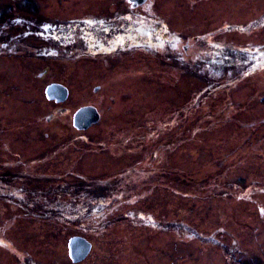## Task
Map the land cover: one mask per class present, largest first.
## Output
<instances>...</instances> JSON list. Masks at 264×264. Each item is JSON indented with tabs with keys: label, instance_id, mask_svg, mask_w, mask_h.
Segmentation results:
<instances>
[{
	"label": "rangeland",
	"instance_id": "rangeland-1",
	"mask_svg": "<svg viewBox=\"0 0 264 264\" xmlns=\"http://www.w3.org/2000/svg\"><path fill=\"white\" fill-rule=\"evenodd\" d=\"M123 5L166 23L187 61L163 64L139 50L42 59L2 49L0 162L20 159L15 166L33 175L156 172L131 180L87 224L34 209L36 196L0 197V264H264V55L244 63L245 78L217 88L207 77L215 71L187 72L200 34L264 48V0H147L134 9L128 0H0V21L32 9L109 15ZM52 81L68 89L60 103L45 95ZM85 104L101 119L78 131L72 114ZM57 105L66 112L48 119ZM77 234L92 252L74 262L68 241Z\"/></svg>",
	"mask_w": 264,
	"mask_h": 264
},
{
	"label": "trees",
	"instance_id": "trees-1",
	"mask_svg": "<svg viewBox=\"0 0 264 264\" xmlns=\"http://www.w3.org/2000/svg\"><path fill=\"white\" fill-rule=\"evenodd\" d=\"M28 13L36 15V19L38 18L37 20L39 21L48 19L46 17L40 16L37 12V9H32V11ZM8 18V21L6 19L0 21V48H2L4 45L2 43L8 41L9 45L19 50H30L29 48L23 47L22 45H19L18 42H16V39L18 37L25 36V32L21 33L20 36H13L12 34L9 35V32L4 29L5 25L16 21H25L26 17H22L20 15V17L18 16V18H16L13 15L9 16ZM56 23L57 25H60L59 22ZM53 26L55 27V25ZM53 26L51 28L54 29ZM57 27L58 26H56V28ZM77 27L78 29L76 30V32H73V37L80 39V41L78 42L80 43V46H82V49L88 47L95 37L99 38L98 34H103L102 31H99V33L97 31L96 36H94V28L89 26L88 23L77 25ZM136 28L138 35L137 37L140 38L139 40L143 49L145 48L146 51L153 56L156 55L160 57L163 64L176 63L178 65L179 63H185L187 61L183 56V49H181V46L178 45V34L175 40L173 38L174 35L166 29L165 23L157 21L155 19L152 20L150 18L143 17V20L140 23H137ZM128 32L131 33L130 28L128 29ZM59 33L60 31L57 30L54 36L53 31L50 34L49 38L52 41H57V35ZM126 34L127 33H125L124 35ZM112 35V37H114L115 32H113ZM211 39L209 40V38L205 34H200L198 37H195L194 41H196L197 44V52L196 54H194L193 59L188 61L192 63V65L189 66L190 68H188L189 70L187 72L190 71L194 75L207 76L212 71H215L214 73H212V75L207 76L208 79L213 82V84L210 85H213L214 88L223 85L225 80L229 78L232 81L245 78V76H247V73L246 71H242L245 62L252 61L256 63L258 62V60H263L262 55H264V48H259L258 51L256 48L240 49L235 45L226 44L223 42L221 43L220 41H218L219 39ZM259 52L262 53L260 54ZM77 53L81 52L77 50ZM88 53H91V51H89ZM251 66L252 64H248V67ZM248 69L252 70V72L254 70L253 68ZM202 71H204L205 74H200ZM121 185H123V181L121 180H108L102 182L98 181V179H95L94 181L89 182H79V184L75 185H50L38 187L29 185L27 189L21 190V194L22 196L25 195L27 197H29V195H32L34 197L36 196V199L34 200L35 202H32L31 206L35 209L37 202V204H40L44 207V214H46L47 216L52 215L59 221H78L79 223L85 222L84 224H87L86 222H89V220L93 216H95V213L101 212L104 208H106V206H109L110 204L112 205L113 201L117 200V198L125 194V191H121ZM14 193L15 190L0 192V197H2L3 199H13L15 198L13 197ZM28 214L33 216V214H31L30 212H28ZM112 222L113 221H111V219H107L104 222V226H101L107 227V224Z\"/></svg>",
	"mask_w": 264,
	"mask_h": 264
},
{
	"label": "flooded vegetation",
	"instance_id": "flooded-vegetation-1",
	"mask_svg": "<svg viewBox=\"0 0 264 264\" xmlns=\"http://www.w3.org/2000/svg\"><path fill=\"white\" fill-rule=\"evenodd\" d=\"M128 2L130 1L128 0ZM146 3H147V0H145L144 2H142V4H139L137 6H133L132 2H130V5L134 9V8L141 7L142 5ZM124 6L125 5H123V7ZM125 8L126 6L123 8L124 10H121L120 12L110 11L109 15L98 14L94 16L87 15V16H76V17H65V18L48 16L49 17L48 18L46 17V15L40 14V16L48 18L42 21L37 20L36 15L25 12L24 15H28L27 17L23 16V14L21 15L22 17H26L25 21H16V22L9 23L5 25L4 29L9 32V35L12 34L13 36L15 35L20 36L21 33L25 32V36L18 37L16 39L17 40L16 42H18L19 45H21L22 41H27L28 43H30L28 44L27 48H29L31 51H34L32 52L30 56L36 57V58L39 57L42 59L44 58L55 59L56 57L60 56V54H63L65 56L72 55L75 52H77V50L81 52V53H78L77 56H80L82 54H85V55L89 54V55L95 56V55H100V54L122 53V52L131 51V50L132 51L139 50V52L147 53L146 49L145 48L143 49V47L141 46V42L139 40L140 38L137 37L138 35H137L136 27H137V23H140L143 20V17H146V18H149V17L144 16L143 13H140L138 11H135V12L131 11V12L126 13ZM14 17L18 18V16H14ZM155 20L159 21L158 19H155ZM56 22H59L60 25H57ZM51 23L55 25V27ZM87 23L89 26L94 28V36H96L97 31L98 33L99 31H102L103 34H98L99 38L95 37L90 43V45L88 47L83 48L84 49L83 50L82 46H80V43L78 42L80 41V39L74 38L73 32H76V30L78 29L77 25L87 24ZM52 26L54 27V29L51 28ZM56 26L58 27L56 28ZM165 27L167 30L171 32V34L174 35L173 38L176 40L177 34H175L174 31L170 30V28L166 25V23H165ZM17 28L19 29V31L13 34V31H16ZM129 28L131 29V33L128 32ZM57 30L60 31V33L57 35L58 40L52 41L49 38V36L53 31H54V36H55V32ZM113 32H115L114 37H112ZM125 33L127 34L124 35ZM2 44H4L2 48L8 51L9 53L11 50L12 51L19 50L9 45L8 41ZM2 48H0V52H3ZM185 49H186V45H185ZM19 51L25 52L24 49H21ZM89 51H91V53H88ZM51 101L56 102V100L54 99H51ZM57 102L60 103L61 101H57ZM59 112H66V111L63 107L57 105L55 112L48 114L47 116L48 119L54 118L56 114H58ZM100 119H101V115L98 121H100ZM95 123L96 122L91 123V124H95ZM90 126L88 128L78 129V131L87 130L90 128ZM3 146L4 147L6 146V148L9 147V145L7 144V141L3 143ZM151 157H156V155L153 153L151 154ZM0 164H2L0 165L2 166L0 168V192L15 190L14 195L15 194L17 195L16 191L17 192L20 191L17 197L13 196L15 198L7 199L9 202H12V203H14L17 198H22L21 190L27 189L29 185H32L35 187L50 186V185L61 186V185H72V184L75 185V184H79V182H83V181L89 182V181H94L95 179L96 180L98 179V181H102V182H105L108 180H112V181L121 180L123 181V185H121V188H122L121 191L126 192L127 186L133 183L131 180L137 177L138 178L146 177V176H149L150 173L156 172L155 171L156 168L154 170L149 169L150 171L147 172V171H143L145 167L140 166L142 168L141 170H138V171L136 168H130V169L123 168L120 171L112 175L92 176V175H85V174L81 175L80 173L72 172L71 171L72 167H70L66 169L64 174L49 173L48 175H45V173L41 172L43 174L39 173L38 175H35V174L33 175V174H30L28 170H26V167L15 166V165L22 166L24 164L23 161L20 159H15L14 162H10V163L8 162L5 163V161L0 162ZM140 167H138V169ZM164 167L165 166H163V168ZM163 168H161L162 171H163ZM166 171L168 172L167 168H166ZM71 174H74L75 177L74 175L72 178L66 177L67 175H71ZM32 175L34 176L33 179L31 177ZM45 176H48V177L50 176V177L48 178ZM41 178L44 180H41ZM95 214H98V213H95ZM91 247H92V243L89 248L90 250L87 252L86 256L92 252ZM86 256L78 261L84 260ZM70 260L73 261L71 258ZM78 261L76 260V262Z\"/></svg>",
	"mask_w": 264,
	"mask_h": 264
},
{
	"label": "water",
	"instance_id": "water-1",
	"mask_svg": "<svg viewBox=\"0 0 264 264\" xmlns=\"http://www.w3.org/2000/svg\"><path fill=\"white\" fill-rule=\"evenodd\" d=\"M132 2L133 6H137L142 4L145 0H129ZM45 95L49 99H54L57 101H63L68 96V89L59 82L48 83L45 87ZM73 126L77 129L86 128L91 125V123L96 122L99 118V112L95 105L93 104H85L80 106L77 110H75L72 114ZM90 241L87 238H84L81 235H74L69 238L68 241V250L70 258L73 261L80 260L84 258L87 252L90 250Z\"/></svg>",
	"mask_w": 264,
	"mask_h": 264
},
{
	"label": "bare ground",
	"instance_id": "bare-ground-1",
	"mask_svg": "<svg viewBox=\"0 0 264 264\" xmlns=\"http://www.w3.org/2000/svg\"><path fill=\"white\" fill-rule=\"evenodd\" d=\"M98 109V108H97Z\"/></svg>",
	"mask_w": 264,
	"mask_h": 264
}]
</instances>
